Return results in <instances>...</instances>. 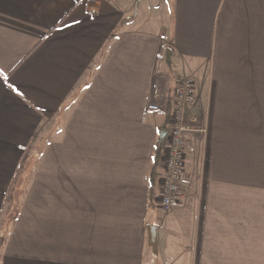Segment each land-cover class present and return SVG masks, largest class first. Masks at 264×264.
<instances>
[{
	"label": "crops",
	"instance_id": "0c3cea01",
	"mask_svg": "<svg viewBox=\"0 0 264 264\" xmlns=\"http://www.w3.org/2000/svg\"><path fill=\"white\" fill-rule=\"evenodd\" d=\"M138 2L0 0V264H264V0ZM181 77L205 132L165 213L147 106Z\"/></svg>",
	"mask_w": 264,
	"mask_h": 264
},
{
	"label": "built area",
	"instance_id": "2783aa9c",
	"mask_svg": "<svg viewBox=\"0 0 264 264\" xmlns=\"http://www.w3.org/2000/svg\"><path fill=\"white\" fill-rule=\"evenodd\" d=\"M197 86L194 79L181 77L175 83L172 91V112L168 125L165 149L161 157L162 169L157 177V195L154 207L168 213L181 200L182 185L186 176V148L187 143L197 133L204 129L199 128L200 121L192 109L196 106ZM157 102L149 104L147 110L160 113L166 108L168 97L161 99L156 96Z\"/></svg>",
	"mask_w": 264,
	"mask_h": 264
},
{
	"label": "trees",
	"instance_id": "16d2710c",
	"mask_svg": "<svg viewBox=\"0 0 264 264\" xmlns=\"http://www.w3.org/2000/svg\"><path fill=\"white\" fill-rule=\"evenodd\" d=\"M171 112H172V104H171V98L168 99L167 103V108H166V113H165V123L163 124L161 131L162 132H167L168 131V125L170 123V117H171ZM166 145V138L164 140H159L158 144L155 149V154H154V164L152 171L150 173V191H151V196H150V205L153 208L154 207V199L157 195V177L159 176L158 169L160 168L161 164V157L163 154V151L165 149Z\"/></svg>",
	"mask_w": 264,
	"mask_h": 264
},
{
	"label": "rangeland",
	"instance_id": "374dc122",
	"mask_svg": "<svg viewBox=\"0 0 264 264\" xmlns=\"http://www.w3.org/2000/svg\"><path fill=\"white\" fill-rule=\"evenodd\" d=\"M157 1L159 3H162V2H166L167 3V10H166V8H164V10H166V14H167L168 9L170 10L171 9V6H172L171 0H139V2H138L139 7L137 6L138 9H137V11H135L136 13L134 15L135 16V20H137L138 23L142 22V23H146V24H151V22L153 20L160 22V18H159L160 9L153 8L152 7V4H151V3H155ZM161 15H163L162 8H161ZM134 16H133V18H134ZM166 52H167V50H166ZM166 52L164 53V60L166 59L165 58ZM178 80L179 79H176V81H178ZM158 95L161 97V99H166V96L165 95L160 94V93H157L156 96H158ZM154 103H156V101ZM204 132L205 131H203L201 133H204ZM166 139H167V137H166ZM153 208L155 209V207H153Z\"/></svg>",
	"mask_w": 264,
	"mask_h": 264
},
{
	"label": "water",
	"instance_id": "95a60500",
	"mask_svg": "<svg viewBox=\"0 0 264 264\" xmlns=\"http://www.w3.org/2000/svg\"><path fill=\"white\" fill-rule=\"evenodd\" d=\"M166 63L170 64L171 63V58H172V51L168 50L166 52V57H165ZM167 136V132H160V140H164ZM148 246L152 249L153 254L157 255L158 254V239H157V234H156V228L154 226L148 227Z\"/></svg>",
	"mask_w": 264,
	"mask_h": 264
}]
</instances>
